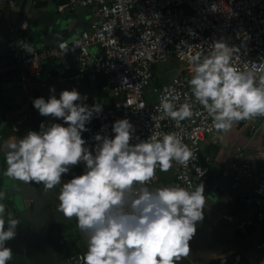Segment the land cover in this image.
Listing matches in <instances>:
<instances>
[{
    "label": "clouds",
    "instance_id": "9594fccd",
    "mask_svg": "<svg viewBox=\"0 0 264 264\" xmlns=\"http://www.w3.org/2000/svg\"><path fill=\"white\" fill-rule=\"evenodd\" d=\"M78 45L76 41L73 48ZM23 50L33 51L30 44ZM237 52L236 46L215 40L207 54L198 51L187 57L193 73L188 84L195 101L212 118L209 131L226 133L241 121L264 116V63L241 71L233 64ZM49 92L53 94L47 100L34 98L33 107L41 116L63 120L67 126L42 122L39 131L5 140L4 175L41 184L45 191L58 189V211L69 221L75 218L86 239L82 264H177L188 257L196 225L204 219L203 182L148 186L157 168L168 172L173 162L188 166L195 154L183 138L175 132H157L141 140L134 136L135 126L123 118L113 122L111 137L95 134L97 143L90 149L82 133L89 131L86 124L102 112V106L83 103L87 95L76 89L62 90L59 98L54 87ZM177 99L164 95L159 108L179 127L194 112L189 103L177 107ZM81 163L84 171L62 182V176ZM5 211L0 203V264L12 259L6 241L16 237L19 225L12 211L6 220Z\"/></svg>",
    "mask_w": 264,
    "mask_h": 264
},
{
    "label": "built area",
    "instance_id": "2783aa9c",
    "mask_svg": "<svg viewBox=\"0 0 264 264\" xmlns=\"http://www.w3.org/2000/svg\"><path fill=\"white\" fill-rule=\"evenodd\" d=\"M6 3L0 0V7ZM8 4L14 6L13 1ZM68 7L71 11L89 8L91 15L89 28L72 43L60 40L52 47L33 49L31 53L23 50L26 43L21 34L17 43H12L13 58L22 68L23 92L30 96L32 91L47 84L37 81L45 61H63L73 53L78 69L53 81L73 87L74 83L86 79H101L100 91L112 99L110 107H102V112L94 114L86 124L89 131L82 133L86 146L90 149L95 146L97 142L93 136L97 133L111 137L113 122L127 118L135 126L134 136L141 140L157 132H175L193 150L195 155L187 167L177 163L173 185L186 187L190 182L194 186L208 180V171L199 160L201 144L207 136L219 132L208 130L212 118L192 96L188 80L193 73L187 57L198 51L207 54L213 41L223 40L228 46L238 48L233 64L239 70L246 71L253 69L255 63H264V0H69ZM76 41L79 45L73 48ZM91 47H95L97 53L90 61L88 51ZM170 59L179 62L180 67L149 96L147 88L152 80V68ZM125 78L127 81H122ZM164 95L177 96V107L182 103L191 104L193 117L181 121L177 127L176 122L159 108ZM257 118L264 124V116ZM136 142L135 139L131 141ZM260 156L264 166V148ZM228 169L239 181L252 177L246 165L232 163ZM83 171V163L71 167L69 179ZM154 181L155 177L148 186ZM253 194L258 207L254 224L264 226V175L256 179ZM259 247L264 253V234ZM81 255L71 256L68 262L82 264ZM219 264L244 262L240 254H234Z\"/></svg>",
    "mask_w": 264,
    "mask_h": 264
},
{
    "label": "crops",
    "instance_id": "0c3cea01",
    "mask_svg": "<svg viewBox=\"0 0 264 264\" xmlns=\"http://www.w3.org/2000/svg\"><path fill=\"white\" fill-rule=\"evenodd\" d=\"M9 1H13L14 6H9ZM62 1L6 0L7 3L0 7V193L5 191L9 195L5 219L8 211H12L19 221L16 237L6 241V247L13 252L7 264H70L68 259L71 256L87 250L86 239L79 231L76 219L69 221L58 211V189L45 191L41 184L24 183L4 175L7 164L3 142L22 138L19 132H12L11 127L24 118L20 113L25 111L30 98L21 88V66L11 52L14 30L19 24L21 29L31 24L42 32L41 41L27 42L32 49L52 47L57 40L72 43L89 28L90 9L76 8L71 11L68 3L58 4ZM96 53L95 47L89 49L90 61ZM77 69L78 60L73 53H69L63 61H45L37 81L47 84L37 91L43 94L40 96L36 92L34 98L44 97L47 100L53 94L49 92L50 87H54L57 98L62 90L76 89L82 96L87 95L83 103L88 106L99 103L102 107H110L112 99L99 88L101 79H86L74 83L73 87L53 81ZM52 71L56 74L55 78L50 77ZM147 94L150 96L152 92L147 91ZM50 119L52 123L67 126L63 120ZM35 126H40L39 122L35 121ZM263 148L264 124L257 117L235 124L226 133L207 136L202 142L200 156L204 163H200L207 169L209 180L204 185V219L197 223L196 234L189 242V256L177 264H219L222 259L234 254H240L244 264H264V253L259 247L264 226L252 224L250 233L238 238L234 234L236 226L232 220L234 208L244 200L254 198L256 179L264 175L260 156ZM232 163L248 166L251 179L239 181L236 174L228 169ZM176 170V162L168 172L158 170L150 188L173 185ZM67 180L69 173L62 176V182Z\"/></svg>",
    "mask_w": 264,
    "mask_h": 264
},
{
    "label": "water",
    "instance_id": "95a60500",
    "mask_svg": "<svg viewBox=\"0 0 264 264\" xmlns=\"http://www.w3.org/2000/svg\"><path fill=\"white\" fill-rule=\"evenodd\" d=\"M63 1L58 2V4L62 5V4L69 3V0H67L66 3ZM19 34H21V37L26 44H27V42H34V41H38V40L41 41L42 40L41 39L42 32L37 30L34 27V25H31V24H28L23 29H21L20 24L17 26V28H15L13 38H12L13 43H17ZM59 41L60 40H57V42H59ZM18 64L20 66L19 62H18ZM21 70H22V68H21ZM50 77L55 78L56 77L55 72L52 71L50 74ZM40 89H42V87ZM37 91L31 92L30 98H29V104H28L27 108L25 109V111H23V113H20V115H22V116L24 115L23 116L24 118L22 120H20L19 122H14L12 127H11V131L12 132L16 131V133L19 132L21 137H23L25 135L24 134L25 131H27V132L29 130L39 131V126H35V121L39 122V125L42 122L46 125L49 123H52L50 117L41 116L38 113V110H36L33 107V104H30L33 101V98L36 97V94L38 93ZM38 94L41 96L43 93L41 92ZM199 160L201 163H204L203 162L204 160L202 159L201 156H200ZM208 182H209V180L204 182V185H206ZM1 193L3 194V199L0 200V203H3L5 205V208H6L7 207L6 206V200H7L9 195L5 191H3ZM257 211H258V207L256 206V204L254 202V198L246 199L234 208V210L232 212V214L234 215L232 220H233V224L236 226L234 234L238 238H242L244 236H247L250 233V226L252 224H254V218H255V215L257 214ZM4 215L6 217V213Z\"/></svg>",
    "mask_w": 264,
    "mask_h": 264
},
{
    "label": "trees",
    "instance_id": "16d2710c",
    "mask_svg": "<svg viewBox=\"0 0 264 264\" xmlns=\"http://www.w3.org/2000/svg\"><path fill=\"white\" fill-rule=\"evenodd\" d=\"M168 63V62H167ZM158 66H154L152 68V80L150 82V85L147 88V91L152 92L154 88L160 87L162 84L165 83V81L168 79L164 74H162L160 71H158ZM176 68H173L174 70ZM174 73V72H173ZM164 78V79H163Z\"/></svg>",
    "mask_w": 264,
    "mask_h": 264
},
{
    "label": "rangeland",
    "instance_id": "374dc122",
    "mask_svg": "<svg viewBox=\"0 0 264 264\" xmlns=\"http://www.w3.org/2000/svg\"><path fill=\"white\" fill-rule=\"evenodd\" d=\"M180 63L174 59H170L168 63L158 66V71L166 76V78H170L173 75V68L180 67ZM164 79V78H163ZM191 88V87H190Z\"/></svg>",
    "mask_w": 264,
    "mask_h": 264
}]
</instances>
